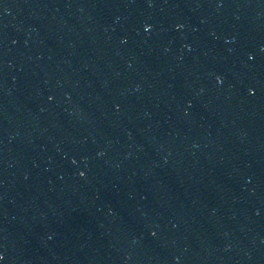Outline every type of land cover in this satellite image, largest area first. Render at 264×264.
<instances>
[{
	"label": "water",
	"instance_id": "1",
	"mask_svg": "<svg viewBox=\"0 0 264 264\" xmlns=\"http://www.w3.org/2000/svg\"><path fill=\"white\" fill-rule=\"evenodd\" d=\"M0 264H264V0H0Z\"/></svg>",
	"mask_w": 264,
	"mask_h": 264
}]
</instances>
